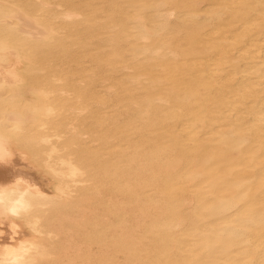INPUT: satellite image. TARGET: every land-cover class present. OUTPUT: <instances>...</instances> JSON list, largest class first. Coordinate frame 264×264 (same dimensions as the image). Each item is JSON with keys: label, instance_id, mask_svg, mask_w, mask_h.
I'll return each instance as SVG.
<instances>
[{"label": "bare ground", "instance_id": "bare-ground-1", "mask_svg": "<svg viewBox=\"0 0 264 264\" xmlns=\"http://www.w3.org/2000/svg\"><path fill=\"white\" fill-rule=\"evenodd\" d=\"M0 264H264V0H0Z\"/></svg>", "mask_w": 264, "mask_h": 264}, {"label": "rangeland", "instance_id": "rangeland-1", "mask_svg": "<svg viewBox=\"0 0 264 264\" xmlns=\"http://www.w3.org/2000/svg\"><path fill=\"white\" fill-rule=\"evenodd\" d=\"M100 13H102V14H100ZM96 14H97V17L98 16H101V15H103L104 16V13L102 12V11H97L96 12ZM103 16H101V17H99V18H97L96 17V19L99 21V24L101 23L102 24V22H103ZM101 21V22H100ZM104 26V24H102V26L101 25H98L97 24V26H95L96 28L97 27H99V31L101 30H104L105 31V28L103 27ZM104 28V29H103ZM96 30V29H95ZM100 31V32H101ZM83 35H86V34H90L91 35V37H90V45L89 46H92V47H95V43H94V40L96 41L99 37H100V35L98 34L97 35V32L96 31H94V28H91V29H89V31L86 33V34H84L85 33V31L83 30ZM81 33V34H82ZM92 33H96V34H94V36H93V34ZM96 35V36H95ZM93 36V37H92ZM91 38H92V40H91ZM93 38H95V39H93ZM93 43V44H92ZM76 46V44L74 45V44H72V45H70V47H73V48H71V50L73 51L72 53H70V56H75L76 57V55L78 54V53H81L82 51H81V49L79 50V49H77V47H75ZM74 48H76V50H74ZM78 51V52H77ZM92 51V50H91ZM77 53V54H76ZM71 54H73V55H71ZM95 53H94V51H93V53H88V54H85V56L83 57V53H81V55H82V57L81 58H79L80 59V64H79V62L77 63L76 61H73V59L71 60V57H67L66 59L68 60V61H70V64H69V62L68 63H66V64H68L67 66H69V67H71V68H73V65L74 66H76V67H74V68H76L77 70H79L80 69V71L81 72H83V73H85V74H89V72H90V74L93 72V73H95L96 72V74H95V76L96 77H93V78H95L94 79V82H93V84H92V86L93 87H96V88H98V87H100V84H101V79H100V72L103 70V67H99V65L100 66H102L101 64H99L97 61H94L95 59H93L92 58V56L91 55H94ZM88 55V56H87ZM88 57V58H87ZM90 57V58H89ZM74 58V57H73ZM78 59V60H79ZM85 59V60H84ZM87 59V60H86ZM93 61H92V60ZM77 60V61H78ZM83 60V61H82ZM72 61V62H71ZM74 62V63H73ZM90 63V64H87V63ZM92 62V63H91ZM84 63H86V64H84ZM71 64H72V66H71ZM76 64V65H75ZM83 64L85 65L84 67H83ZM98 64V65H97ZM80 65H82V66H80ZM88 65H90V66H93V67H91L92 69H90V66H88ZM94 66H97V67H94ZM78 67V68H77ZM81 67H83V69L81 70ZM84 68H85V70H86V68L88 69H90V70H84ZM101 68V69H100ZM95 69H97V70H95ZM93 70V71H92ZM87 72V73H86ZM99 77V78H98ZM86 78V77H85ZM97 79V80H96ZM98 79H100V80H98ZM96 80V81H95ZM95 82H98V83H95ZM96 85V86H95ZM97 85H98V87H97ZM35 175H36V177L39 179V181L41 182V184L43 185V187L48 191V192H51L52 191V189H53V184H52V182H51V179H50V181H49V176L48 175H46L43 171H38V172H35ZM23 230H26V228L24 227V226H22L21 227ZM80 246H81V244H80Z\"/></svg>", "mask_w": 264, "mask_h": 264}]
</instances>
